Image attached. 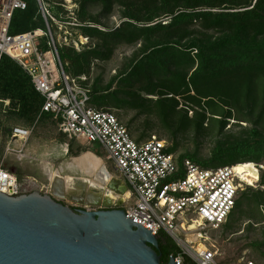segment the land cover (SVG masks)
<instances>
[{
	"label": "trees",
	"instance_id": "1",
	"mask_svg": "<svg viewBox=\"0 0 264 264\" xmlns=\"http://www.w3.org/2000/svg\"><path fill=\"white\" fill-rule=\"evenodd\" d=\"M150 1L153 4L161 1L163 8L168 9L167 16L172 18V21L168 24L157 23L159 17H151L144 21L147 24L139 25L135 17L127 16L129 21L110 33L103 32L99 29L100 27L92 23V20L85 19L84 7L90 3L103 2L106 9L110 10L111 0H83V3L81 2L78 18L83 27L78 29V32L90 41L91 38L98 37L105 40V45L109 41L117 40L132 45L143 39L155 40L156 45L152 44L149 54L145 53L146 59L136 63L131 73L125 78H127L126 83H131L130 80H137L141 85L147 84L149 91H146V95L158 99L145 100L141 94L128 93L129 98L134 97L133 101L127 100V102L123 101L113 106L116 109L129 107L142 109L148 116L160 118L165 124L174 125L181 131L187 127L198 130L207 123L219 124L221 128L226 129L230 120H235L238 124H249L251 126L250 137L237 139L228 146L217 147L210 163H201L191 155H183L179 159V164L183 166L184 162L189 160L196 162V165L200 164L205 169L224 163L227 164L225 167L247 163L264 165V136L262 133L264 131V0H237L243 4L242 9H251L222 14L199 11L198 8L205 6L209 10H216L215 8L220 7L223 2L232 0H223L220 5H216L215 0H196L201 5L189 4L184 8L179 6L180 0ZM120 4H122L121 1ZM143 8L146 9V13H151L145 4ZM60 11L61 9L56 8L55 14L60 16ZM213 18L214 22H210L209 20ZM198 24L204 30L220 29L227 32L223 37L215 40L205 34L202 37H192V33L182 34L181 30L183 31L184 26ZM41 26L37 8L34 3H31L27 11L15 13L11 24V35L16 36L35 31L41 29ZM163 33H166L169 38L163 39L161 35ZM62 51L64 54L61 53ZM74 52L73 47H64L60 50L65 70L74 79L82 77L85 73L84 68L90 67V59L103 60L106 57L104 51L101 48L98 49L97 46L95 49L82 52L75 58L72 57ZM168 53L171 54L170 59L167 57ZM163 58H168L169 61H163ZM153 60L157 66L154 71H149L146 65L149 67ZM74 68H79V70ZM82 85L89 88L87 82ZM90 90L91 96H95V105L99 106L97 102L102 97L98 96L96 89L90 88ZM180 97L194 108L199 109L196 113L194 112L193 117H189L187 110L179 108L178 98ZM167 98L172 99L170 103H165L168 101ZM0 101L4 104L9 102L8 108L12 111L11 113L29 124L38 121L45 104V99L36 91L32 78L8 56L0 58ZM96 108L113 113L107 108ZM179 109L184 113V117L188 120L187 123L182 122V118L179 120L178 116L173 115V112L177 113ZM169 152L175 154L176 150L170 148ZM250 194L249 191L242 194L234 214L222 228L231 227L230 221L233 220L243 202L250 198ZM252 197L255 198L254 206L261 215L259 209L264 192L253 193ZM159 242L158 254H163L161 263L168 264L171 256L178 255L180 249L169 237H161Z\"/></svg>",
	"mask_w": 264,
	"mask_h": 264
},
{
	"label": "built area",
	"instance_id": "2",
	"mask_svg": "<svg viewBox=\"0 0 264 264\" xmlns=\"http://www.w3.org/2000/svg\"><path fill=\"white\" fill-rule=\"evenodd\" d=\"M48 1L0 0V58L8 56L18 63L45 99L38 121L43 115H52L70 140L101 145L129 189L128 200L111 208H123L128 219L153 231L158 239L171 238L180 253L170 260L176 264H218L214 249L205 244L200 247V241L206 240L203 231L220 230L229 222L250 183L236 166L205 169L189 160L181 166L166 140L157 136L137 140L117 115L93 107L91 90L82 85L88 78L69 76L60 55L64 47L80 51L89 45V38L78 32L83 27L79 6L73 0L54 1V10L61 9L57 16ZM31 3L46 31L11 35L15 13L27 11ZM34 129L13 127L7 153H23L24 147L17 150L14 143L26 144ZM257 169L260 175L264 165H257ZM22 188L17 177L0 166V192L20 196ZM73 209L97 210L89 206ZM195 225L197 231H191ZM243 264L258 263L244 260Z\"/></svg>",
	"mask_w": 264,
	"mask_h": 264
},
{
	"label": "rangeland",
	"instance_id": "3",
	"mask_svg": "<svg viewBox=\"0 0 264 264\" xmlns=\"http://www.w3.org/2000/svg\"><path fill=\"white\" fill-rule=\"evenodd\" d=\"M120 1L122 4H120ZM143 1L144 0H111L112 5L110 10L106 9L103 2L90 3L84 7V18L90 21L92 20V23L96 24L98 28L100 27L99 29L105 33L114 32L117 28L122 26L123 23L128 22L129 20L127 19V16L129 18L135 17L136 21H138L137 24L139 25L147 24L144 21L151 17H159L157 23L162 22L163 24H168L172 21V18L167 16V13L169 12L168 9L163 8V3L161 1L156 2L155 4L150 0H145L144 3ZM222 1L223 0H215L214 3L220 5V2ZM53 2L54 0H51L48 1L47 4L55 13ZM81 2L83 3V0H73V4H78L79 6L78 13L81 9ZM239 3L240 2H237V0H232L223 2L220 7L215 8L216 10H209L207 9L208 7L205 6L199 7L198 9L199 11H212L214 14L237 13L251 9H242L244 6H241L243 5L241 3L239 6ZM144 4L151 13H146V9L143 8ZM189 4L193 6L201 5V3L196 0H180L179 6L184 8ZM232 20L233 17L231 18V21ZM209 21L214 22V18ZM155 22L156 21H154V23ZM183 28V31L181 30L182 34L189 35L192 33V37H202L203 34H205L213 40L223 37L227 32L226 30L220 29H213L210 31L204 30L199 24L187 25ZM41 29L46 31V27L44 26H41ZM161 35L163 36V39L169 38L166 33ZM152 44L156 45L155 40L148 41L143 39L141 42L132 45L120 40L114 42L109 41V43H106L105 45V40L103 38L93 37L91 38V41L89 40L88 46L80 47V51L75 50L72 54L73 58L77 57V55L84 51L95 49L96 46L98 49L101 48L106 56L103 60L90 59V67L84 68L85 73L82 75V77L88 78L86 80L88 87L96 89L98 96L102 97V99L97 102V105L100 106L99 107L94 103L95 96H91V104L93 107L107 108L113 111L137 140H148L152 136H157L166 140L170 148H175V155L178 160L183 155H191L201 163H210L212 160V154L217 147L228 146L237 139H248L250 137L251 126L245 123L238 124L235 120L228 121L229 125L226 129L221 128L219 124L210 125L207 123L198 130H196V128L187 127L181 131L180 128H176L174 125L165 124L160 118L148 116L145 114V111H142V109L139 110L131 107L116 109L115 106H113L114 104H119L120 102L123 103V101L127 102V100L133 101L132 98L134 97L129 98L128 96L130 95L128 93H131L132 95L141 94L145 100L158 99L157 97L154 98L146 95V91H149L147 84L141 85L137 80H130L131 83H126L127 78H125L126 75L131 73V70H133L136 63L146 59L145 53L148 52L147 54H149ZM61 53L64 54V51ZM167 57L170 59L171 54L168 53ZM63 58H65L64 55ZM168 58H163V61H169ZM156 66L157 64L153 60L149 67L146 65V69L154 71ZM74 69L79 70V68ZM110 99H112V101ZM167 100L168 101L165 103H170L172 99L167 98ZM178 101L179 108L184 109V111L187 110L190 118L194 116V112L196 113V111L199 110L191 106V104L184 98L180 97L178 98ZM8 107L0 101V166L2 164L6 165L8 161L6 160V155L7 147L11 139L10 131L12 128L18 125L34 127L38 122L34 123L35 125L29 124L11 113L12 111ZM180 109L177 113L173 112V115L178 116L179 120L182 118V122L187 123L188 120L184 117V113ZM262 133L264 136V131H262ZM35 134L36 136L33 140L35 149L32 150L30 154L32 160H28L27 162V171L16 176L18 183L23 186L21 195L39 191L42 193L53 194L55 198L61 200V196H57L52 189L53 186L51 187L52 181L51 183L49 181V175L51 173L59 171L61 168L64 169L70 165H74V155L81 152V149L84 153L81 156H85V154L87 155L88 153L91 154L90 152H92V150L98 156L103 158H106L107 155L101 145L95 144L94 148L91 150L86 144L78 141L73 144L72 148L74 151H70L68 155L64 154L67 152L66 144L69 143V140L60 131L58 125L50 119H42L38 122ZM10 159L11 160L8 161L9 166L10 164L14 167L15 165H18L17 162L19 161L16 157ZM108 165L110 170L115 172L112 163L109 162ZM197 165L201 167L200 164L197 163ZM225 165L227 164H219L210 167V169L223 168ZM75 169H67L66 174L76 175L77 170ZM115 174L120 177L119 174ZM263 177L264 170L260 171V181L255 182L254 186H250L247 189V191L251 193L250 198L244 201L238 208L233 220L229 223L231 227H224L217 231L210 229L203 231V236L206 238L204 241L205 246L214 249L218 253V264H243L244 260H253L258 264H264V198L261 197L262 205L259 209L261 215H259L257 207L254 206L255 198L252 197L253 193L264 192ZM100 182L103 185V182ZM116 188H119L118 185H116ZM107 189L110 192H104L103 196H105V201L110 203L112 201H108L106 195L112 193L113 189ZM116 190H114L116 191V194L123 197L121 193L122 191L120 192L119 189ZM113 195L118 199V196L115 194ZM66 204L72 208L75 206H87L83 203H76L71 200L66 202Z\"/></svg>",
	"mask_w": 264,
	"mask_h": 264
},
{
	"label": "water",
	"instance_id": "4",
	"mask_svg": "<svg viewBox=\"0 0 264 264\" xmlns=\"http://www.w3.org/2000/svg\"><path fill=\"white\" fill-rule=\"evenodd\" d=\"M91 207L76 210L39 191L0 192V264H162L153 231L123 209Z\"/></svg>",
	"mask_w": 264,
	"mask_h": 264
},
{
	"label": "crops",
	"instance_id": "5",
	"mask_svg": "<svg viewBox=\"0 0 264 264\" xmlns=\"http://www.w3.org/2000/svg\"><path fill=\"white\" fill-rule=\"evenodd\" d=\"M6 106L8 107V103H6ZM46 116H48V115L43 116L38 122H40L42 119H50L51 121L55 122L58 125V127H59V122L57 120H55L52 115H50L48 117H46ZM37 123H36L35 129H34V131L32 133V136L30 137V139L28 140V142L26 144H24L22 142L14 143V146L16 147V149L17 148L21 149L22 147H24L23 153H7V155H6V160H8V161L11 160L10 158L16 157V159L19 161V162H17L18 165H15V167H14L13 165L10 164V166H9L8 161H7L6 165H4V164L1 165V167H3L5 170L9 171L11 174H13L15 176L21 175L22 173H24V171L26 172L27 171V167H28V163L27 162H28V160H32V158H31L32 156H30V154H31V151L35 149L33 140L35 139V136L37 134V133L35 134ZM18 126L23 127V128H32V126H29V127H24V126H21V125H18ZM15 127H17V126H15ZM68 140H69V143L66 144L67 145V148H66L67 152L64 153L66 155H68V153H70V151L73 150L72 147H73L74 142H77L75 140H70L69 138H68ZM86 145L91 150L94 148V145H88V144H86ZM90 153L92 155H94L95 158H97V159L102 161V166L99 169H95L93 167H88V166H85V165L80 164L78 162V160H80L84 156V155L81 156L82 154H84L83 150L81 149V152H78L77 154L74 155V157H75L73 159L74 165H70V166H68L67 168H64V169L61 168L59 171L54 172V173H59L64 178H73L74 179V183L71 186L70 192L68 191V192L64 193L63 196L60 197L61 200H59V201H61V202L66 204V202H69L71 200V201H74L76 203H83V204H85V205H87L89 207L95 206V205L96 206H102L104 204L113 205L114 208H117L118 206H122V203L126 202L128 200V198H129V197H125V195H124L127 190H125V192H123V191L121 192L120 191L122 193V195H123V197H122L121 195L116 194V191H117L116 189L117 188H112L111 185L112 184H116V185H118V187L124 185L125 189H127L128 186H127V183H126L125 179L119 173L116 172V170H115L113 165L112 166H113L115 172L114 171L112 172L110 170L109 165H108L109 162L107 160V155H106V158L105 157L103 158L101 156H98L93 150ZM67 169H70V170L75 169V170H77V173L79 174V176H78L77 173H76V175L66 174V170ZM103 172H106L111 177V179H110L111 181L109 183H107L104 187H102L103 185H102V183L99 180V178H100L99 175H102ZM54 173H51L49 175L50 183H51V177H52V175ZM115 173L119 174L120 177H118ZM126 186H127V188H126ZM51 187H52V184H51ZM107 188H112L113 192L112 191L111 192L113 194H115L116 196H118V199H116V200H114V201H112L110 203L106 202L104 197L102 198L101 201L95 200V199H93V201H92V199H90L92 196H96V197L103 196L104 192H108L109 191ZM84 189H86V190H84ZM114 190H116V191H114ZM127 192L129 193V189H128ZM51 195H53V194H51ZM70 204H72V203H70Z\"/></svg>",
	"mask_w": 264,
	"mask_h": 264
},
{
	"label": "bare ground",
	"instance_id": "6",
	"mask_svg": "<svg viewBox=\"0 0 264 264\" xmlns=\"http://www.w3.org/2000/svg\"><path fill=\"white\" fill-rule=\"evenodd\" d=\"M78 162L80 164L85 165V166L93 167L95 169H99L102 166V161L95 158L94 155H92V154H87V155L83 156L80 160H78ZM236 168L238 169V171L240 173L243 174L244 180L247 181V183H250L249 184L250 186L254 185L255 182L260 181V175L258 173V169H257L256 164L247 163V164L238 165V166H236ZM99 177H100L99 180L103 182V185H105L111 181L110 176L106 172H103V174L99 175ZM51 181H52V186H53L52 189L54 190L55 194L57 196H61V197L63 196L64 193H66L68 191L70 192L71 186L74 183L73 178H64L59 173H54L51 177ZM111 186H112V188H116V184H112ZM124 188H125V186H120L117 189L125 192L126 189H124ZM84 190H86V189H84ZM103 197L105 199V196H101L98 198H96L95 196H92L90 199H92V201H93V199L101 201ZM125 197H129V193L127 191L125 192ZM106 199L108 201L116 200V198L114 197V195L112 193H108L106 195ZM197 229H198V226H196V225L191 227V231H197ZM199 238H203V236L199 237ZM200 242H201L200 247L201 248L204 247L205 243L203 241H200Z\"/></svg>",
	"mask_w": 264,
	"mask_h": 264
},
{
	"label": "flooded vegetation",
	"instance_id": "7",
	"mask_svg": "<svg viewBox=\"0 0 264 264\" xmlns=\"http://www.w3.org/2000/svg\"><path fill=\"white\" fill-rule=\"evenodd\" d=\"M160 256H161V262H162L163 254H161Z\"/></svg>",
	"mask_w": 264,
	"mask_h": 264
}]
</instances>
